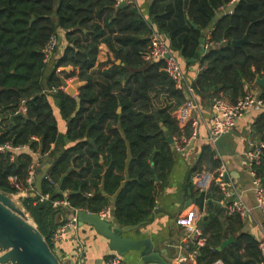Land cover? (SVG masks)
<instances>
[{
    "label": "trees",
    "instance_id": "trees-1",
    "mask_svg": "<svg viewBox=\"0 0 264 264\" xmlns=\"http://www.w3.org/2000/svg\"><path fill=\"white\" fill-rule=\"evenodd\" d=\"M116 2L0 0V143L38 153L36 174L50 165L52 184L44 181L42 186L49 200L40 202V195L19 200L52 250L51 237L61 225V209L53 201L63 192H68L72 210L94 214L109 207L115 196L112 216L120 226L146 222L155 207V180L164 183L174 163L163 128L171 137L180 133L173 113L186 95L168 77L163 61L144 60L153 30L165 36L170 50L187 65L198 54L199 73L191 86L200 102H234L244 85L257 87L264 101V88L255 82L264 75V0H239L232 14L218 19L231 0H150L147 17L133 3L118 8ZM208 29L218 46L201 52ZM53 36L65 46L60 53L55 48L45 63L44 49ZM244 37L241 47H232ZM101 45L112 59L108 68L94 72ZM68 67L77 71L65 72ZM59 78L85 84L71 97ZM54 101L67 122L64 134L58 130ZM22 105L25 118L11 121ZM254 128L263 138L264 114ZM33 162L28 152H19L13 161L0 154V189L15 195L11 180L25 184ZM220 166L214 151L203 145L191 174L214 173ZM256 172L264 178V162ZM206 198L212 203L198 223L206 246L197 263L261 264L258 241L242 232L238 216L226 215L218 205L222 194L214 183ZM230 236L234 242L218 250Z\"/></svg>",
    "mask_w": 264,
    "mask_h": 264
},
{
    "label": "crops",
    "instance_id": "crops-1",
    "mask_svg": "<svg viewBox=\"0 0 264 264\" xmlns=\"http://www.w3.org/2000/svg\"><path fill=\"white\" fill-rule=\"evenodd\" d=\"M148 4L149 2L135 3L144 17H147L148 14ZM221 14H223L222 11L219 12L217 19ZM210 31L211 29L204 31V39L209 36ZM165 40L168 43L166 38ZM204 43L205 40H203L201 44V52H204ZM64 46L65 43L63 41L62 43L59 42L57 46V48H59V53L62 52ZM57 56L58 54H55V57ZM175 56L185 74L186 84L191 85L199 73V66L195 62L196 60L190 63V65H187L179 55L175 54ZM109 59H112L111 53L105 45H101L97 56V62L93 69L94 72H99L108 68L110 66L107 64ZM76 71L75 69V72ZM47 75L48 71L46 72V76ZM71 81H74V79L66 80L68 85L71 84ZM252 90L256 94L259 93L257 87H252ZM76 95L77 91L73 97H76ZM195 101L197 107L193 112V117L198 121L199 139L192 144L186 154L178 155L173 152L174 163L167 180L164 183L160 182L158 179L155 180L157 183L156 204L148 220L144 222L145 224L138 230L128 232L122 236L124 238H131L135 241L142 239L150 240L153 244V252L159 253L163 261L167 264H198L197 261L190 257V249L183 243L185 234L184 228L176 223L179 217H184L188 211L193 208L197 209L193 204L186 206L192 198L199 195V191L193 182L194 175L191 174V169L200 155L201 148L205 145V138L211 122L213 103L208 104L206 102H200L197 97ZM56 104L57 103L54 101V115L58 122L59 132L64 134L66 122L61 119L59 110L57 106H55ZM261 112V110L255 109L246 117L239 120L230 133L218 139L215 148L217 153L221 155V166H223L226 171L227 187L234 190L236 193L235 196L240 197V200L250 210V215L247 219H240L243 225L242 232L251 235L256 241L264 238V219L261 211L256 205L255 195L252 190V179L249 175V168L247 167L243 153L246 149L248 140L259 138L255 132L254 123L259 115H261ZM178 127L180 133H185L186 128L181 129L180 125H178ZM177 136L175 135L172 139ZM53 147L52 145L51 148ZM21 152L30 153L35 161V155L28 147ZM47 165L49 164L45 166ZM55 192L57 194L60 193L58 186H56ZM188 192H191V194L189 195ZM62 195H64V192ZM236 197H233V199L237 200ZM114 202L115 196L109 198V208L112 214ZM207 205L208 204L205 205L204 211L202 213L200 212L202 217L205 215ZM72 216L73 211L71 209L62 208L57 215L58 223L62 224ZM108 221L113 229L120 226L113 216ZM232 238L234 239V237ZM61 245L63 246L65 255L70 257L72 261L80 264H95L107 256L115 255V253L108 249V242L104 238L98 236L94 230L87 225L81 227L78 225L76 230L68 233L67 239ZM78 245H81L82 248L78 247ZM121 260L123 264H143L139 258V252H130L127 257L125 256L121 258ZM213 264H222V262L219 261Z\"/></svg>",
    "mask_w": 264,
    "mask_h": 264
},
{
    "label": "built area",
    "instance_id": "built-area-1",
    "mask_svg": "<svg viewBox=\"0 0 264 264\" xmlns=\"http://www.w3.org/2000/svg\"><path fill=\"white\" fill-rule=\"evenodd\" d=\"M149 1L150 0H117L116 5L119 6L122 3H148ZM238 2L239 0H231L228 5L221 8V11L223 14H232ZM58 44V37L53 36L50 38L44 49L45 63H48L52 59L53 51L57 48ZM215 46H218V44H215L210 40L209 34L205 39L203 50L207 51ZM144 60L163 61L164 71L168 77L174 81L176 88L183 89L185 92L186 99L173 113V117L176 119L181 129L188 127V129L190 128V131L188 134L181 132L177 137L172 139L171 143L172 150L175 154L184 155L188 152L192 144L199 139L198 121L193 117V112L197 107L195 91L191 85L186 84L185 74L177 61L175 53L168 47L165 37L156 30L151 32L149 46L144 55ZM57 71L60 72L61 69ZM255 109L261 110V114H264V101L258 97V94H256L249 85H244L243 95L236 101L230 102L227 99H220L213 103L211 122L205 138V145H208L214 151V157L216 159L220 160L221 158V155L217 153L215 149L218 139L230 133L239 120L246 117ZM19 113L22 115L26 114V107L24 105L21 106L18 114ZM26 148L27 146L14 147L10 142L0 143V154L7 155L10 161H13L16 155ZM34 155L35 161L28 171L25 184H21L16 179L11 180L12 187L16 190V197L25 198L35 192V169L40 164L41 156L38 153H34ZM243 157L246 160L247 167L249 168V175L252 179V190L255 195L256 205L261 211L264 219V178L258 176L256 172V168L262 166L264 162V137L248 140ZM44 181L52 184V179L48 174ZM193 182L199 192L204 191L206 194L214 183L216 187L221 190L222 198L218 201V205L224 210L226 215H236L241 220L247 219L250 215L249 208H247V206L240 200V197H236L235 191L227 187L226 171L223 166H220L214 173L203 172L194 175ZM67 193L68 192H64L61 199L53 201L54 208L71 209L67 199ZM39 197L40 202L49 200V195H40ZM233 197H236L237 200H234ZM72 211L73 216L59 225L51 237L53 245L52 251L61 264H80L72 261L60 248L61 244L67 239L68 233L76 230L78 226V211ZM98 215L107 221L112 218L111 209L109 207L103 209ZM200 218L201 214L197 207V209H191L184 217H179L176 220V223L179 226H182L185 230L183 243L190 249V257L195 261H197L200 249L206 246V238L202 230L198 227ZM78 247L82 248L81 245H78ZM258 251L260 253L261 264H264V238L258 241ZM101 264H123V262L121 258L115 254L102 259Z\"/></svg>",
    "mask_w": 264,
    "mask_h": 264
},
{
    "label": "water",
    "instance_id": "water-1",
    "mask_svg": "<svg viewBox=\"0 0 264 264\" xmlns=\"http://www.w3.org/2000/svg\"><path fill=\"white\" fill-rule=\"evenodd\" d=\"M122 3L118 8L124 7ZM194 28L196 25L192 24ZM60 42V40H59ZM246 42V37L239 41H233L232 47H241ZM198 58V54L194 59L189 60L193 63ZM120 62L117 61L116 64ZM64 71H75L73 68H66ZM61 86L66 89L69 96L73 97L75 92L83 86L84 82H79L75 79L70 85L63 79L59 78ZM256 84L264 88V75L256 77ZM221 88V86H219ZM121 112V108L117 109V113ZM16 117L25 118V115L17 114L11 116L10 120ZM155 117H157L155 113ZM165 131L167 143L171 145V134ZM91 144L93 142L91 141ZM50 165L44 166L40 173L35 175V192L31 194L32 197L42 195V186L45 177L48 174ZM227 181V178H226ZM264 183V179H263ZM190 195L191 192H188ZM210 200L206 198V192L200 191L197 197L192 198L186 206L190 204L198 207L202 213L206 204H211ZM77 222L81 227L87 225L92 228L94 232L104 238L108 242V249L118 255L120 258L127 257L130 252H139V258L143 264H167L163 261L159 253L153 252V244L148 239L135 241L131 238L122 237L124 234L136 231L145 223H140L133 226H119L116 229L111 228L110 222L102 219L98 214L89 213L86 211H79L77 213ZM234 242V239L223 241L218 248L222 250ZM99 260L95 264H101ZM0 264H61L57 256L53 253L46 238L40 233L35 223L32 221L27 211L19 204L15 195L4 192L0 189Z\"/></svg>",
    "mask_w": 264,
    "mask_h": 264
},
{
    "label": "rangeland",
    "instance_id": "rangeland-1",
    "mask_svg": "<svg viewBox=\"0 0 264 264\" xmlns=\"http://www.w3.org/2000/svg\"><path fill=\"white\" fill-rule=\"evenodd\" d=\"M74 80H75V79H74ZM72 82H73V81H71L70 83H72ZM69 85H70V84H69ZM64 91H66V89H64ZM224 99H225V98H224ZM65 122H66V121H65ZM66 125H67V122H66ZM34 184H35V182H34ZM15 198L17 199L18 203L21 204V202H20V200H19L20 198H19V197H16V196H15ZM22 207H23V206H22ZM23 208H24V207H23Z\"/></svg>",
    "mask_w": 264,
    "mask_h": 264
}]
</instances>
